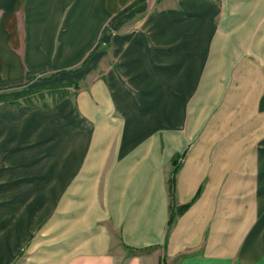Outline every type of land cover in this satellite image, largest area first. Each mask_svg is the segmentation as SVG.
Segmentation results:
<instances>
[{
	"label": "crops",
	"instance_id": "1",
	"mask_svg": "<svg viewBox=\"0 0 264 264\" xmlns=\"http://www.w3.org/2000/svg\"><path fill=\"white\" fill-rule=\"evenodd\" d=\"M138 1L0 0V94L32 92L0 102V264H264V82L241 110L239 141L202 146L184 99L208 73L219 10L178 0L141 17ZM224 11L239 12L224 14L234 33L222 53L212 45L208 68L219 55L230 72L257 74L264 0ZM110 21L148 35H104ZM100 39L114 61L103 79L92 75L106 68ZM85 80L76 95L51 89Z\"/></svg>",
	"mask_w": 264,
	"mask_h": 264
},
{
	"label": "rangeland",
	"instance_id": "2",
	"mask_svg": "<svg viewBox=\"0 0 264 264\" xmlns=\"http://www.w3.org/2000/svg\"><path fill=\"white\" fill-rule=\"evenodd\" d=\"M143 1L144 5L149 8L144 13L143 16H148L153 13H158L160 9H163L166 5L168 8H175L177 6L178 0H139L141 3ZM203 3L213 2L218 8V14L212 16V23L210 22V32L206 42V48L203 57L201 58V62L204 63V68L202 70H206L208 73L201 74V88L200 90L189 91L187 96H185V101L187 102L186 113L188 115H192L195 113L200 116L201 119V131H200V142L202 146H206L212 149V152L216 151L217 154L221 151H224L226 147H230L235 145L234 141H239L240 138V114L243 106L247 111H250L252 108L251 96L255 93L252 87H256L258 83L264 82V57H259L255 60V66H262L257 72V74H248L240 73V68L236 67L235 69H231L229 62L225 64V59L219 57L212 64L215 65V68H208L209 66V54L210 49H212V45H216L218 54L222 53L226 50L225 46L229 43L227 42L228 37L233 34V30L230 28H226L225 26L228 24L227 21L224 20V14H235L239 13L238 11H224L226 5L231 4L232 1L235 0H201ZM231 8V7H227ZM133 10V9H132ZM124 14H122L123 16ZM222 15V16H221ZM227 20V19H225ZM236 22V21H235ZM112 21L106 25L103 30L104 35H110L113 37L115 34H121L126 31L132 33L133 35H143L145 38L148 35V29L140 28L134 26V22H132V27L128 24L123 25L119 30L113 29ZM227 38V39H226ZM226 39V41H224ZM106 40V39H105ZM219 41V42H218ZM104 41L100 39L98 42V50H105L106 57L104 62H106V68L102 69L99 67L95 69L92 75H99L101 79H103V72L106 73L109 69L113 67V59L110 57L111 54V43L104 45ZM256 57L255 53H250L249 56V72L251 71V57ZM247 58V59H248ZM244 59V61H247ZM238 64H242V60L238 58ZM247 63V62H246ZM245 63V64H246ZM255 70V68H254ZM73 71V70H72ZM211 71V73H209ZM256 71V70H255ZM230 72V73H229ZM106 78V77H105ZM88 83L86 80L84 82H68L62 84L61 86H54L51 88L55 91L58 90V87H65V89L72 88V95H76L79 90L85 87ZM64 90H60V94L57 97H60L62 92L65 93ZM8 92L19 93L26 97L27 95H32V92L29 93L24 89H19L14 87L13 90ZM7 92V93H8ZM141 92V91H140ZM6 93V92H3ZM46 90H42L34 94L35 101L41 97V95L46 94ZM143 93V92H142ZM62 94V95H63ZM140 94H137L136 98L139 97ZM18 99H15L16 101ZM184 156H180L176 158L179 167L182 164ZM174 162V161H173ZM174 168V166H173ZM171 177V176H170ZM170 179V178H169Z\"/></svg>",
	"mask_w": 264,
	"mask_h": 264
},
{
	"label": "trees",
	"instance_id": "3",
	"mask_svg": "<svg viewBox=\"0 0 264 264\" xmlns=\"http://www.w3.org/2000/svg\"><path fill=\"white\" fill-rule=\"evenodd\" d=\"M97 47H98V45L94 48V51L96 50ZM11 88H13V87H9V88H7V90L11 89ZM22 97H24L23 93H22V95L19 93H14V92L3 93V94H0V102H5V103L13 102L15 99H19ZM173 166H174V168L172 170V174H171V177L169 179V193H170L171 198L173 197V194H174L175 176H176L178 169H179V164H178L177 160H174ZM188 207H189V205H185V206L179 208L177 210V212H174L173 209H171L170 216L168 219V227L169 228L173 224L176 216L181 214L182 212H184V210H186Z\"/></svg>",
	"mask_w": 264,
	"mask_h": 264
}]
</instances>
